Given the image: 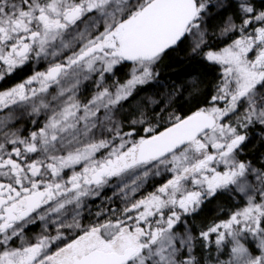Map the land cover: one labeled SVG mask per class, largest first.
Instances as JSON below:
<instances>
[{
  "label": "snow or ice",
  "instance_id": "1",
  "mask_svg": "<svg viewBox=\"0 0 264 264\" xmlns=\"http://www.w3.org/2000/svg\"><path fill=\"white\" fill-rule=\"evenodd\" d=\"M0 264H264V0H0Z\"/></svg>",
  "mask_w": 264,
  "mask_h": 264
}]
</instances>
